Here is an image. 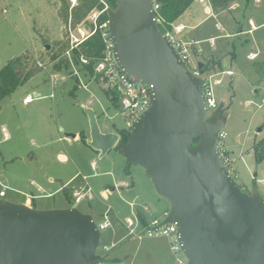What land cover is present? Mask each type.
Here are the masks:
<instances>
[{
	"label": "rangeland",
	"instance_id": "obj_1",
	"mask_svg": "<svg viewBox=\"0 0 264 264\" xmlns=\"http://www.w3.org/2000/svg\"><path fill=\"white\" fill-rule=\"evenodd\" d=\"M66 1L69 10L79 4L78 0ZM63 6L61 0H0V68L23 53L31 57L29 68H41L1 102L0 199L23 203L32 196L35 208L73 206L91 214L97 222L109 212L113 227L101 230V246L110 249L100 247L104 260L95 264H174L167 238L124 237L127 218H134L139 211L149 219L161 218L170 205L157 194L143 167L128 165L117 149L101 157L88 145L90 122L85 107L97 112L104 132L126 130V118L104 93V80L98 82L75 62L68 71L54 69L62 58L51 59L60 48L58 42L71 44V31L78 33L84 24L92 27L90 14L77 25L71 18L65 22ZM190 12L194 13L193 21L200 23L194 34L206 39L201 44L199 41L204 62L219 60L211 72L215 75L212 86L225 112L226 157L234 158L228 169L246 191L257 186L264 195V163L258 164L246 153L249 149L243 152L245 145L248 148L264 136V0H235L227 11L217 15L206 13L204 4L198 1ZM211 37H215L213 41ZM257 64H261V72L256 70ZM55 73L56 85L51 79ZM35 91L41 93L39 98ZM28 93L34 101L25 104L23 98ZM4 127L10 135L6 139ZM82 132L86 140L80 138ZM72 134L80 137L75 139ZM229 142L234 145L231 155L226 147ZM59 152L67 154L68 159L59 158ZM67 182L64 187L69 189V198L64 187L59 190ZM88 187L92 199L86 197L76 203L75 191L85 192ZM107 187L111 191L103 193Z\"/></svg>",
	"mask_w": 264,
	"mask_h": 264
},
{
	"label": "water",
	"instance_id": "obj_2",
	"mask_svg": "<svg viewBox=\"0 0 264 264\" xmlns=\"http://www.w3.org/2000/svg\"><path fill=\"white\" fill-rule=\"evenodd\" d=\"M115 1L109 17L118 64L150 85L153 99L127 142L119 132L102 131L97 112L85 107L88 145L101 157L117 149L128 165L145 169L169 202L164 223L177 225L188 264H264V195L257 186L243 190L227 167L218 144L223 105L209 113L203 80L166 37L154 0ZM101 237L94 217L76 207L39 209L0 199V264H95L104 260Z\"/></svg>",
	"mask_w": 264,
	"mask_h": 264
},
{
	"label": "built area",
	"instance_id": "obj_3",
	"mask_svg": "<svg viewBox=\"0 0 264 264\" xmlns=\"http://www.w3.org/2000/svg\"><path fill=\"white\" fill-rule=\"evenodd\" d=\"M72 1L73 3H76L77 0ZM101 1L105 5L104 9H94L89 15L93 27L84 24L79 29L80 34L79 32L76 33L71 31V44L69 49L66 50L65 55H68L70 60L74 62L72 57L73 51L79 49L80 44L84 40L97 32H100L104 42V49L102 56L96 60L95 70L101 79L106 82L107 89L115 88L120 93V107L118 111L126 118V130L131 132L134 122L141 114L150 108L153 99V91L150 85L136 81L134 78L128 76L119 66L116 58L115 42L110 32L109 11L113 8H111L105 0ZM153 8L156 13V20L161 26L162 18L159 15L160 3L157 0H154ZM105 12L108 13V18L101 20V15ZM181 30V26L172 24V28H168L164 32L166 37L175 47L180 59L187 66L188 70H190L193 75L200 77L203 80L204 93L207 99L209 113H211L219 104L215 98L212 86V79L215 75L203 72V69L199 67V62L205 60V54L203 50L199 48V42L193 39H184L180 35ZM81 61L84 64H88L90 59L81 55ZM51 79L54 85L58 84L57 73L52 74ZM216 82L220 83L221 80H217ZM30 98L31 97H28L26 101H31L32 98ZM226 136L227 133L222 130L218 137V144L225 157L226 163L228 164L232 159L229 156L226 157V150L224 149ZM83 179L87 181L88 177L83 176ZM91 192V187H88L85 192L76 190L73 199L76 203H80L86 197L92 199ZM32 199V196H28L24 204L32 207ZM103 216L104 217L100 222L96 221L100 230L113 227L109 218V212H106ZM166 216L167 212H165L161 218L154 217L149 220L148 225L143 223L138 214L134 215V218H127L124 222V228L126 229L127 234L124 237L132 236L138 239H143L145 236L150 238L165 237L169 240L171 252L174 257V264H188V258L183 251L181 242L179 241L178 227L174 223H164ZM115 245L116 243H113L112 247ZM100 247H102L103 250L110 249L106 245L101 246L100 244ZM100 247L98 253H100Z\"/></svg>",
	"mask_w": 264,
	"mask_h": 264
},
{
	"label": "trees",
	"instance_id": "obj_4",
	"mask_svg": "<svg viewBox=\"0 0 264 264\" xmlns=\"http://www.w3.org/2000/svg\"><path fill=\"white\" fill-rule=\"evenodd\" d=\"M63 2V12L62 16L65 22H68L69 19H72V23L77 25L81 23L86 17L94 10L104 9L105 5L101 0H78L79 4L74 6L71 10L70 6L67 4L66 0H61ZM109 6L113 9L117 8V3L115 0H105ZM160 3L159 15L162 18L161 28L166 31L168 28H172L177 19L187 10L196 0H157ZM214 13L219 14L222 11H227L230 5L235 0H208ZM108 18V13L105 12L101 15V20ZM92 25V24H91ZM93 27V25H92ZM60 48L52 53V61L62 57L54 66V69L57 71H68L70 69L72 61L69 57L64 56L65 51L70 47L69 41L58 42ZM104 42L100 32L92 35L91 37L84 40L79 49L73 51V61L75 64H80L82 69L89 75L95 76L96 80L99 82L101 77L96 73L95 64L96 60L100 58L103 54ZM53 49L49 48L48 52H51ZM81 55L89 58L90 61L88 64H84L81 61ZM232 59L235 57L232 53ZM219 62L208 60L205 63L203 72L212 74V69L216 67V64ZM37 63V62H33ZM31 64V57L27 53L20 54L8 61L7 64L0 68V111L2 109L1 102L7 96L14 93L19 87L27 83L31 78H33L41 68L36 66L29 68ZM212 65V66H211ZM214 65V66H213ZM104 93L109 97L111 103L118 110L120 93L117 89H104ZM121 135V141L127 142L131 137V132L129 130H121L119 132ZM81 139L86 140L85 134L82 132ZM198 139L195 140L197 143ZM252 150L254 152L255 160L258 164L264 163V136L260 139H257L253 145ZM229 168V166H227ZM240 187L245 190L244 186L238 183ZM64 192L69 198V189L64 187ZM246 191V190H245ZM72 207V206H71ZM138 216L141 218L145 225H148L149 218L145 215L144 212L139 211Z\"/></svg>",
	"mask_w": 264,
	"mask_h": 264
},
{
	"label": "crops",
	"instance_id": "obj_5",
	"mask_svg": "<svg viewBox=\"0 0 264 264\" xmlns=\"http://www.w3.org/2000/svg\"><path fill=\"white\" fill-rule=\"evenodd\" d=\"M201 2V3H203L204 4V10H205V12L206 13H209L210 15H213V13H214V11H213V9H212V7H211V5H210V3H208L209 1L208 0H196L193 4H195V3H197V2ZM258 2H259V0H257ZM193 4L190 6V8L189 9H187L178 19H177V21L174 23V25H176V26H181V28H182V30H181V36L184 38V39H188V40H191V39H193V40H196V41H200V44H201V41H204V40H206V39H199L198 37H196V35L194 34V31L196 30V28L199 26V24L200 23H196L195 21H193V18H194V16H193V14L194 13H192V12H190V10H191V7L193 6ZM214 15H217V14H215L214 13ZM201 22V21H200ZM214 38L215 37H211V40L213 41L214 40ZM199 46V45H198ZM200 47V46H199ZM254 57H255V54H253L252 55V58L254 59ZM225 59H227V58H225ZM229 64H230V62H229ZM35 96H36V98H39L40 96H41V93H39V92H37V91H35ZM28 97H31L32 98V100L31 101H29V102H33L34 101V98L32 97V95L31 94H26V96L23 98V101H24V103L25 104H27V103H29L28 101H26V98H28ZM30 98V99H31ZM3 132H4V135H5V137H4V139H6V138H8V137H10V135H9V133L6 131V127H4L3 128ZM80 137V135H77V137H75V139H78ZM81 138V137H80ZM0 141L2 142L3 140H2V138H0ZM256 141V139L254 140V142ZM0 142V143H1ZM252 145H253V142H252V144L247 148L246 147V145L244 146V151L243 152H245V150H247V149H249L246 153H249V155H252V156H254V152H253V150H252ZM227 151L230 153V155H231V149L234 147V145H233V143H231V142H229L228 144H227ZM243 152H241V153H243ZM58 156H59V158L61 157V156H63L65 159H68V155L67 154H65L64 152H59L58 153ZM243 156H245V155H243ZM242 156V157H243ZM232 159H233V161H234V158L233 157H231ZM254 158H255V156H254ZM238 175V174H237ZM73 180V178L70 180V181H72ZM263 181H264V179H262ZM69 181V182H70ZM69 182H67V183H65L63 186H61L60 188H59V190H61L62 189V187H64L66 184H68ZM261 190V189H260ZM111 191V189L109 188V187H107V188H105L104 190H103V193H105V192H110ZM262 191V190H261ZM26 202V200L23 202V203H25ZM22 203V202H21ZM32 207H34L33 206V199H32ZM165 212H167V211H165ZM124 238V237H123Z\"/></svg>",
	"mask_w": 264,
	"mask_h": 264
},
{
	"label": "bare ground",
	"instance_id": "obj_6",
	"mask_svg": "<svg viewBox=\"0 0 264 264\" xmlns=\"http://www.w3.org/2000/svg\"><path fill=\"white\" fill-rule=\"evenodd\" d=\"M30 100V99H29Z\"/></svg>",
	"mask_w": 264,
	"mask_h": 264
}]
</instances>
